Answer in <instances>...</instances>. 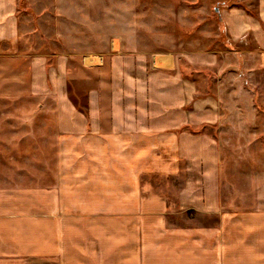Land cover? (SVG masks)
Instances as JSON below:
<instances>
[{"label":"crops","instance_id":"obj_1","mask_svg":"<svg viewBox=\"0 0 264 264\" xmlns=\"http://www.w3.org/2000/svg\"><path fill=\"white\" fill-rule=\"evenodd\" d=\"M249 4L220 17L231 40L253 39L262 65L264 0ZM23 16L18 0H0V97L39 100L38 117L9 118V157L41 160L40 178L0 187V264H264V169L260 182L227 181L218 141L177 131L218 126L221 103L187 106L190 80L177 82L166 55L145 71L136 56L89 54L84 75L98 83L77 105L63 85L77 56L28 49ZM176 175L173 211L157 179ZM188 211L198 220L173 216Z\"/></svg>","mask_w":264,"mask_h":264},{"label":"rangeland","instance_id":"obj_2","mask_svg":"<svg viewBox=\"0 0 264 264\" xmlns=\"http://www.w3.org/2000/svg\"><path fill=\"white\" fill-rule=\"evenodd\" d=\"M248 1L254 9L257 0ZM245 3L246 0H18V8L27 20L22 33L27 41L23 45L49 54L50 59L58 53L77 56L75 62L66 63L68 75L63 82L68 97L77 105L86 102L85 86L98 83L89 84L84 75L83 68L91 61L84 62L83 57L89 54H100L108 60L117 55L136 56L137 60H127L133 65L141 64L145 71L153 57L166 55L172 59L177 82L191 83L186 105L205 98L213 104L218 101L223 110L218 126L206 122L181 126L177 131L183 127L191 133L211 135L218 141L221 166L226 169L223 173L228 172L230 177L227 181L249 184L260 182L257 178L264 169V59L262 65L257 64V56H261L249 35L231 40L220 17L223 8ZM101 77L102 73L93 78L101 84ZM140 97L146 101L142 94ZM50 99L45 100L48 106L53 103ZM38 101L0 97V187L39 181L36 172L41 160L9 157V118L38 117ZM29 136L31 142L24 145L32 152L37 143H33L31 133ZM14 145L21 147L20 143ZM157 180L167 185L170 210L176 211L174 192L181 175L167 182ZM186 215L198 220L194 211L173 214Z\"/></svg>","mask_w":264,"mask_h":264}]
</instances>
